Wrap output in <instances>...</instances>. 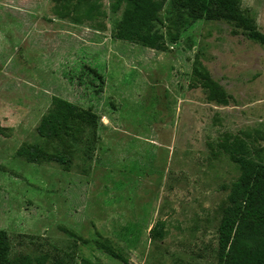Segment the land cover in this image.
Here are the masks:
<instances>
[{
	"label": "rangeland",
	"instance_id": "1",
	"mask_svg": "<svg viewBox=\"0 0 264 264\" xmlns=\"http://www.w3.org/2000/svg\"><path fill=\"white\" fill-rule=\"evenodd\" d=\"M240 1L264 34V0ZM79 2L0 0V229L11 256L218 264L241 176L224 147L239 141L264 162V47L226 21L200 20L151 50L117 38L116 0H92L104 16ZM179 15L169 0L157 29ZM197 60L226 105L193 87Z\"/></svg>",
	"mask_w": 264,
	"mask_h": 264
},
{
	"label": "trees",
	"instance_id": "2",
	"mask_svg": "<svg viewBox=\"0 0 264 264\" xmlns=\"http://www.w3.org/2000/svg\"><path fill=\"white\" fill-rule=\"evenodd\" d=\"M169 0H116L112 12L122 16L114 21L118 39L140 44L156 51H166L168 43L176 44L182 27L191 21H226L242 30L248 39L264 47V34L241 10L240 0H173L179 16L169 19L167 33L157 29L161 13ZM90 15L104 16L92 0H80ZM187 17V19H185ZM195 83L208 95L209 100L228 103L226 93L212 78L209 71L197 60L194 68ZM199 84V85H198ZM231 160L238 164L240 178L233 183L228 205L218 228V264H264V162L248 158L239 141L225 146ZM165 222H158L151 230V238L159 239ZM97 248L115 259L128 262L122 251L110 241H95ZM11 242L6 231L0 229V264H45L46 258L28 255L11 256Z\"/></svg>",
	"mask_w": 264,
	"mask_h": 264
}]
</instances>
